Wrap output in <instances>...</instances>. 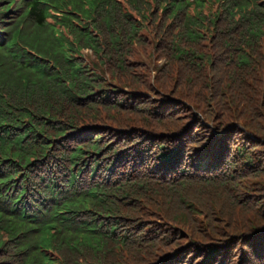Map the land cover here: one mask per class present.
Returning <instances> with one entry per match:
<instances>
[{"label": "trees", "instance_id": "1", "mask_svg": "<svg viewBox=\"0 0 264 264\" xmlns=\"http://www.w3.org/2000/svg\"><path fill=\"white\" fill-rule=\"evenodd\" d=\"M0 264H264V0H0Z\"/></svg>", "mask_w": 264, "mask_h": 264}]
</instances>
